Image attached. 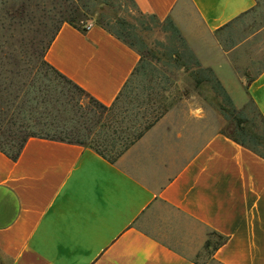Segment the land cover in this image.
<instances>
[{
	"label": "crops",
	"instance_id": "1",
	"mask_svg": "<svg viewBox=\"0 0 264 264\" xmlns=\"http://www.w3.org/2000/svg\"><path fill=\"white\" fill-rule=\"evenodd\" d=\"M133 2L144 15L169 17L204 64L206 49L213 63L222 56L215 32L255 6ZM44 59L108 106L140 55L89 21L61 24ZM244 94L264 118V70ZM196 111L192 88L114 162L85 145L38 137L15 160L0 152L2 264H264V159ZM209 233L220 238L214 247Z\"/></svg>",
	"mask_w": 264,
	"mask_h": 264
},
{
	"label": "rangeland",
	"instance_id": "2",
	"mask_svg": "<svg viewBox=\"0 0 264 264\" xmlns=\"http://www.w3.org/2000/svg\"><path fill=\"white\" fill-rule=\"evenodd\" d=\"M21 1L0 0V45L10 49L21 68H29V74L23 71L16 78L25 83L26 107H35L36 104L63 108L62 116L68 127L90 126L93 119L97 134H100L107 111L94 105L85 92L46 66L42 62V47L54 29V16L59 13L71 16L79 27L99 20L114 26L115 20L121 18L132 25L126 32L127 41L139 52L140 62L114 102L115 107L130 109L139 106L137 116L148 121L163 112L171 100L193 88V109H198L197 115L205 118L215 133L227 136L233 133V121L221 110L224 107L227 111L229 105L222 102L208 82L195 85L191 73L196 69L192 61H187L185 46L165 29L162 21L158 22L150 15L141 16L129 0H31L25 6L20 5ZM214 38L221 47L222 56L213 63L210 61L213 51L201 52L210 66L201 63L185 42L201 66L213 70L230 96L235 112L244 110L253 119L257 130H262L260 119L244 91L247 82L264 70V0H255L252 10L216 31ZM172 49L178 56H183L189 70L177 64V54ZM90 110L96 112L94 118ZM75 120L81 124H76ZM3 141L0 135V143ZM4 148L8 149L7 146ZM107 153L113 157L109 151ZM219 242L217 235L209 233L211 247Z\"/></svg>",
	"mask_w": 264,
	"mask_h": 264
},
{
	"label": "trees",
	"instance_id": "3",
	"mask_svg": "<svg viewBox=\"0 0 264 264\" xmlns=\"http://www.w3.org/2000/svg\"><path fill=\"white\" fill-rule=\"evenodd\" d=\"M27 1L31 0H22L20 5L25 6ZM129 1L131 2L133 9L143 16L144 14L139 12L133 0ZM150 16L160 22V20L154 15ZM65 22L79 27L75 24L74 19L71 16L62 13L55 15L53 20L54 29L42 47V62L55 74L80 89L77 85L50 66L44 59V55L50 43L57 34L61 24ZM97 23L117 39L134 49L132 44L127 41L126 32L129 28H132V25H130L127 20L118 18L115 20L114 26H111L102 20L97 21ZM230 23L231 22L227 23L225 26L230 25ZM162 24L166 26L165 29L168 30L174 38L179 40L181 44L185 46L187 50V61H192L193 68L196 69V71H192L191 73L195 85H200L202 82H208L221 97L222 102L229 105L230 109L227 111L224 110V107L221 108L223 115L231 119L234 123V131L229 137L239 145L247 148L260 158L264 159V118L256 109L253 102L249 100V103L255 110L263 127L260 131L257 130V126L253 123V119H251L244 110L235 112L230 96L215 76L213 70L201 66L199 60L189 49L173 21L167 17L162 21ZM221 28L217 31L221 30ZM172 51L177 54V58L175 59L177 64L186 69L187 62L182 60L183 56H178V53L174 49H172ZM136 70L137 68L135 71ZM187 70H189V68H187ZM23 71H28V74L30 73L29 68L23 69L20 67L19 61L16 60L15 56H12V52L10 49L8 50L6 45H0V135L4 139L3 144L0 143V152L12 160L17 159L29 138L38 137L85 145L95 150L108 161L114 162L130 145L136 142L165 111L164 109L158 116L147 121L143 117L137 116L139 106L130 109L116 108L114 102L119 96L111 105L106 106L87 94L94 105L107 111L105 124L102 125L103 129L99 131L100 134H97V124L93 123V119L91 120L92 123L90 126H83V128H80L78 125H72L71 127H68L67 120L62 116L64 113L63 108L62 110L55 108L54 106H37L36 104L35 107H26L25 103L28 102V99L24 98L26 94L23 90L25 83L16 79ZM135 71L133 73H135ZM89 112L93 113L92 117L94 118L96 112H93V110H90ZM75 122L76 124H81L76 120ZM5 146H7L8 149H5ZM107 151H109L113 157H111ZM206 244L208 245V242Z\"/></svg>",
	"mask_w": 264,
	"mask_h": 264
}]
</instances>
